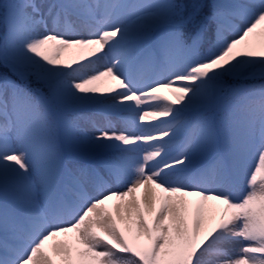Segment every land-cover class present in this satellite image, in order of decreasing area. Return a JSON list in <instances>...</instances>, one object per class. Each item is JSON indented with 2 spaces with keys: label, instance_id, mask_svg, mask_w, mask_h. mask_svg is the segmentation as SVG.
<instances>
[{
  "label": "snow or ice",
  "instance_id": "obj_1",
  "mask_svg": "<svg viewBox=\"0 0 264 264\" xmlns=\"http://www.w3.org/2000/svg\"><path fill=\"white\" fill-rule=\"evenodd\" d=\"M0 264H264V0H0Z\"/></svg>",
  "mask_w": 264,
  "mask_h": 264
},
{
  "label": "rangeland",
  "instance_id": "obj_2",
  "mask_svg": "<svg viewBox=\"0 0 264 264\" xmlns=\"http://www.w3.org/2000/svg\"><path fill=\"white\" fill-rule=\"evenodd\" d=\"M36 2H37V3H40L41 0H36ZM86 115L92 116L93 114H92V113H86ZM109 119H112V122L115 123L114 118H111V117H110ZM145 123H149V121H145Z\"/></svg>",
  "mask_w": 264,
  "mask_h": 264
},
{
  "label": "trees",
  "instance_id": "obj_3",
  "mask_svg": "<svg viewBox=\"0 0 264 264\" xmlns=\"http://www.w3.org/2000/svg\"><path fill=\"white\" fill-rule=\"evenodd\" d=\"M208 3H211V0H207Z\"/></svg>",
  "mask_w": 264,
  "mask_h": 264
}]
</instances>
